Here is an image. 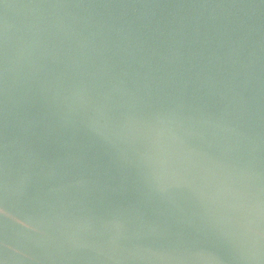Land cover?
I'll return each instance as SVG.
<instances>
[{
	"label": "water",
	"instance_id": "water-1",
	"mask_svg": "<svg viewBox=\"0 0 264 264\" xmlns=\"http://www.w3.org/2000/svg\"><path fill=\"white\" fill-rule=\"evenodd\" d=\"M0 264H264V0H0Z\"/></svg>",
	"mask_w": 264,
	"mask_h": 264
}]
</instances>
